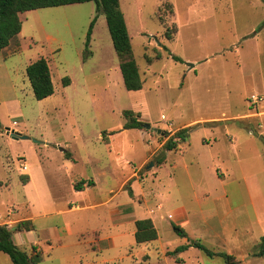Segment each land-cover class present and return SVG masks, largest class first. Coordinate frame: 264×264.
Segmentation results:
<instances>
[{
	"label": "rangeland",
	"instance_id": "1",
	"mask_svg": "<svg viewBox=\"0 0 264 264\" xmlns=\"http://www.w3.org/2000/svg\"><path fill=\"white\" fill-rule=\"evenodd\" d=\"M120 7L142 79L137 90L125 85L95 1L20 14L21 32L0 53V224L16 238L30 216L42 243L22 249L39 253V264H264L254 256L264 236V0ZM41 57L54 93L37 99L26 68ZM135 119L144 126L124 128ZM185 127L188 149H166ZM241 128L259 136L246 140ZM84 177L97 186L76 192ZM71 201L89 206L57 213ZM182 204L196 212L178 225L169 212ZM131 215H153L158 238L136 243ZM66 223L70 233L51 230ZM192 240L216 254L197 246L168 253ZM0 264H13L2 251Z\"/></svg>",
	"mask_w": 264,
	"mask_h": 264
},
{
	"label": "trees",
	"instance_id": "2",
	"mask_svg": "<svg viewBox=\"0 0 264 264\" xmlns=\"http://www.w3.org/2000/svg\"><path fill=\"white\" fill-rule=\"evenodd\" d=\"M92 0H0V53L10 45L11 41L19 35L22 30V12L38 9L42 7L58 6L70 3H82ZM96 2L97 10L103 12L106 16L107 25L121 62L120 68L124 77V82L129 90H137L142 87V79L139 73L138 65L134 59L132 52V44L130 34L125 21L124 13L120 7V0H93ZM95 19L92 21L88 33V42L91 36L92 27ZM28 79L31 83L34 96L37 99H44L54 93V84L50 67L46 58L41 57L34 60L26 68ZM65 84L69 83V78H65ZM143 122L138 119L132 120L125 124L124 128H142ZM191 127H185L177 130L172 137L168 139L165 148L173 150L187 141L190 135ZM162 159V158H161ZM159 159L158 162L162 160ZM77 189L79 185L75 186ZM136 243L150 242L158 238L157 229L150 218L138 219L135 221ZM17 230L34 229V224L30 219H24L18 222ZM176 232L182 236H186L184 230L178 226H174ZM191 246H197L205 250L209 255L216 254L207 248L200 241L192 240L188 244L178 246L176 249L168 252L175 255L184 251ZM0 251L9 255L13 264H38L39 253H29L19 247L14 241L11 229L7 224H0ZM254 256H264V236L261 237L259 250L254 252ZM231 260V257L227 255ZM230 260L228 263H230Z\"/></svg>",
	"mask_w": 264,
	"mask_h": 264
},
{
	"label": "crops",
	"instance_id": "3",
	"mask_svg": "<svg viewBox=\"0 0 264 264\" xmlns=\"http://www.w3.org/2000/svg\"><path fill=\"white\" fill-rule=\"evenodd\" d=\"M240 130H244V131H246L245 129H243V128H241ZM246 132H248V134H249V136L247 137V139L246 140H249V138L251 139V137L250 136H259L258 134H254V133H250L249 131H246ZM190 136H191V133H190V135H189V137H188V139H187V141L186 142H184V143H182L181 144V146H182V148L183 147H185V146H187V144H188V142H189V139H190ZM233 136V141L232 140H228L226 137V135H225V138H226V140L227 141H229V142H234V141H236V140H238L239 138H240V136H239V134H237V135H232ZM261 136V135H260ZM203 142L204 143H206V144H210V140L209 139H206L205 137L203 138ZM186 148V147H185ZM186 149H188V148H186ZM172 151V150H171ZM171 151H167L166 152V154H165V158H167V156L169 155V153L171 152ZM261 157L262 158H264V152L262 153V151H261ZM159 160V159H158ZM218 168H220V167H218ZM218 168H216V169H218ZM216 172H217V174L219 175V176H222L223 174H221L218 170H216ZM226 172L229 174H232V172H230V171H227V169H226ZM31 175H30V181H31ZM81 180V181H80ZM78 181H80V182H77V183H74L73 185H74V188H75V191L76 192H83V191H89V189L91 188V187H94V186H97V183H96V179L95 180H92V179H86V177H84V178H82V179H79ZM29 182V181H28ZM123 182V181H122ZM121 182V183H122ZM76 184H78L79 185V188L80 189H77L75 186H76ZM132 187V186H131ZM140 187V186H139ZM204 192L205 193H209L207 190H204ZM72 202V201H71ZM71 205L69 206V207H66V208H62V209H59L58 211H57V213H62V212H64V211H67V212H71V211H79V210H81V209H83L84 207H87V206H89V205H78V204H75L74 205V203L72 202V203H70ZM73 204V205H72ZM91 206V205H90ZM164 208V205L162 204V203H159V205H158V209H163ZM110 212L111 213H119L120 212V209L119 208H111V210H110ZM196 211L195 210H191L190 208H188L187 206H185V205H177V206H175V208L172 210V211H170L169 212V214H173V219H174V221L175 222H177L178 223V225L179 224H181V225H184V224H188L189 222H190V217L192 216V215H194V213H195ZM151 214H153V213H151ZM130 217H135L133 220H132V222H134V225H135V221L136 220H138L137 219V217L135 216V215H131ZM26 219H30V220H32L31 218H30V216L29 217H27ZM151 219H152V221H153V223H154V225H155V227H156V223H155V218H154V216L152 215V217H151ZM125 221H128V222H131L130 221V218H129V216H128V218L126 219H124V221H122V223H124ZM136 226V225H135ZM157 229V228H156ZM51 230L57 235V234H59V235H61V232H65L66 230H67V232H69L70 233V226L66 223L65 225H63V226H61V227H58V226H53V227H51ZM135 231H136V229H135ZM135 231H134V237H135ZM158 231V230H157ZM38 232V231H37ZM39 233V232H38ZM18 237H16L15 238V235H13V238H14V241L16 242V244L19 246V247H21V248H24L23 247V245L24 244H30V245H34V247H35V245H37V244H41L42 242H41V238H40V234L38 235L37 233H36V230H28V231H24V232H21V233H18ZM159 235V234H158ZM136 241V240H135ZM38 249L39 250H42L43 252H44V249H43V246L41 247V246H38ZM40 261H41V259H40ZM40 261H39V263H40ZM38 263V264H39Z\"/></svg>",
	"mask_w": 264,
	"mask_h": 264
},
{
	"label": "water",
	"instance_id": "4",
	"mask_svg": "<svg viewBox=\"0 0 264 264\" xmlns=\"http://www.w3.org/2000/svg\"><path fill=\"white\" fill-rule=\"evenodd\" d=\"M146 128H153L154 130H156L157 132H160L161 129L160 128H156V127H152L151 125H145ZM7 134L11 135L13 138H27L28 136L26 135H22L20 132H17L15 130H11L9 128H7Z\"/></svg>",
	"mask_w": 264,
	"mask_h": 264
},
{
	"label": "built area",
	"instance_id": "5",
	"mask_svg": "<svg viewBox=\"0 0 264 264\" xmlns=\"http://www.w3.org/2000/svg\"><path fill=\"white\" fill-rule=\"evenodd\" d=\"M259 95H252L251 96V101H252V103H255V102H258L259 101Z\"/></svg>",
	"mask_w": 264,
	"mask_h": 264
}]
</instances>
